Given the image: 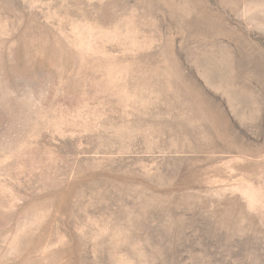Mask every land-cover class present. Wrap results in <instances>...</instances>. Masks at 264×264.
Here are the masks:
<instances>
[{"label": "rangeland", "instance_id": "1", "mask_svg": "<svg viewBox=\"0 0 264 264\" xmlns=\"http://www.w3.org/2000/svg\"><path fill=\"white\" fill-rule=\"evenodd\" d=\"M0 264H264V0H0Z\"/></svg>", "mask_w": 264, "mask_h": 264}]
</instances>
